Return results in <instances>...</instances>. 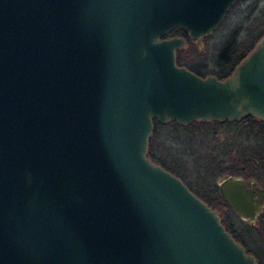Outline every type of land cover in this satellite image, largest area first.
<instances>
[{"label": "water", "instance_id": "water-1", "mask_svg": "<svg viewBox=\"0 0 264 264\" xmlns=\"http://www.w3.org/2000/svg\"><path fill=\"white\" fill-rule=\"evenodd\" d=\"M235 0H0V264H257L146 155L152 118L264 120V31L222 77L174 59ZM215 184L252 224L264 188Z\"/></svg>", "mask_w": 264, "mask_h": 264}, {"label": "rangeland", "instance_id": "rangeland-1", "mask_svg": "<svg viewBox=\"0 0 264 264\" xmlns=\"http://www.w3.org/2000/svg\"><path fill=\"white\" fill-rule=\"evenodd\" d=\"M263 28L264 0H235L215 27L201 36L199 43L189 37L184 39L177 49V56L186 66L197 68L204 74H220L228 64L224 67L217 65L216 54L226 36L234 33L235 37V49L227 56V61H231L240 52L246 51L249 43H254ZM208 128L195 123L181 127L169 123L160 126L154 134L150 133L156 150L158 143L164 144L163 151L158 149L162 162L191 189L204 196L211 195L209 185L215 182L219 173L210 178L205 175L202 170L203 154L223 151L227 164L234 161L239 152L245 151L253 157H257L260 149L264 152V122H225L216 125L214 133ZM245 169L248 170V167ZM214 208L225 219L232 234L253 253L256 263L264 264V208L256 215L255 227L241 219L230 207Z\"/></svg>", "mask_w": 264, "mask_h": 264}, {"label": "trees", "instance_id": "trees-1", "mask_svg": "<svg viewBox=\"0 0 264 264\" xmlns=\"http://www.w3.org/2000/svg\"><path fill=\"white\" fill-rule=\"evenodd\" d=\"M264 31V28L262 29V31L257 35V37L255 38V40L258 38V36ZM169 34H176V35H181L184 37L185 40L188 39V37L186 36L185 32L183 30H181L178 27H174L172 28L168 33H166L165 35H169ZM253 43H249L247 46L246 51L252 46ZM235 37H234V33L227 35L225 40H223L222 44L219 47V50L217 51L216 54V63L217 65H219L220 67H224L226 64H228L227 69H225V71H223L220 74L214 73V75L216 77H222L226 74H228L232 68V66L243 56V54L246 52H240L237 56H235L231 61H227V56L229 55V53L233 52L235 49ZM176 56L174 57L175 62L178 64H182L184 66H186L177 56V50H176ZM187 68H189L190 70H192L193 72H195L196 74L199 75H203L204 73H202L199 69L197 68H193V67H189L186 66ZM248 120H252V121H259V122H264L263 119L260 118H256L254 116L251 115H245L243 116V118H241L240 120H216V119H212V120H200V119H196V120H192L188 123H178L175 120H167L165 122H159L157 121L155 118H152V128H151V133L154 134L155 131L161 126H164L165 124H169L172 123V125L174 126H185V125H189V124H198L209 127L208 129L211 130L212 133H214L215 130V126L218 124H223L225 122H248ZM152 136L151 134L149 135V137L147 138V146H146V155L152 160L155 161L157 163H159L161 166H164L165 168H168L161 160L160 158V154L158 153V151L160 150L163 151L164 149V144H159L157 145V150L155 148V143L151 140ZM159 149V150H158ZM257 151H255L256 154ZM247 152H239L237 153V157L234 159V161L227 162V164H225L226 158H224V155L226 154L225 152L221 151V152H217L214 153L213 152H208L203 154L204 156V164L202 167V170L205 172V175L207 177H213L214 175H216L217 173L221 174L222 172H228V173H233V172H243L246 171V173H248L249 175H252L254 177H259L260 179L263 178L262 173H264V152L260 150H258L257 152V157H253L252 155H248L246 154ZM236 154V153H235ZM256 156V155H255ZM230 159V158H229ZM239 164H237V163ZM255 162V163H254ZM245 167H248V170L245 169ZM170 169V168H168ZM171 171H173L172 169H170ZM174 173H176L175 171H173ZM218 174V175H219ZM204 175V174H203ZM205 181V180H204ZM209 190L211 192V195L209 196H204L198 192H196L198 194V196L204 200L208 205H210L211 207H218V208H222V207H228L229 206L224 202V200L221 198V196L218 193L217 187L215 182L211 183L209 185ZM220 221L223 224L224 228L226 230H228L231 234L232 231L230 230L229 226L227 225L225 219L223 217H220Z\"/></svg>", "mask_w": 264, "mask_h": 264}, {"label": "flooded vegetation", "instance_id": "flooded-vegetation-1", "mask_svg": "<svg viewBox=\"0 0 264 264\" xmlns=\"http://www.w3.org/2000/svg\"><path fill=\"white\" fill-rule=\"evenodd\" d=\"M169 35H172V34H169ZM176 35V34H175ZM194 40V39H193ZM179 48V47H178ZM178 48H176L175 50H174V57L176 56V50L178 49ZM243 118V117H242ZM224 120H228V119H224ZM238 120H240V119H238ZM221 121H223V120H221ZM162 167H164V166H162ZM165 168V167H164ZM165 169H167V170H169L170 172H172V173H174L173 171H171L170 169H168V168H165ZM222 173H224V172H222ZM225 173H228V172H225ZM233 173H237V174H240L242 177H243V179H244V181H245V183H248V181H249V179H254L255 180V182H256V184H258L259 186H262L263 188H264V173H262V176H263V178H257V177H254V176H252V175H249L248 173H246V171H243V172H233ZM175 175H177L184 183H185V185L191 190V191H193L197 196H198V194L193 190V189H191V187L177 174V173H174ZM214 181H215V179H214ZM262 211V210H261ZM261 211H259V213L261 212ZM258 213V214H259ZM257 214V215H258ZM256 218V217H255ZM256 220V219H255ZM255 220H254V222H255ZM252 223V224H249V225H251V226H254L255 227V223ZM230 233V232H229ZM231 234V233H230ZM232 235V237L234 238V239H236L241 245H242V247L244 248V250L245 251H248V252H250L249 250H248V248L244 245V243L242 242V241H240V239H237L236 238V236H234L233 234H231ZM252 255H253V253L252 252H250ZM254 256V255H253Z\"/></svg>", "mask_w": 264, "mask_h": 264}]
</instances>
